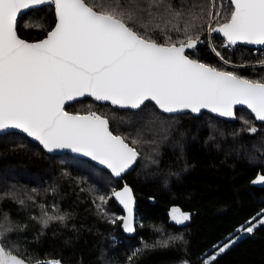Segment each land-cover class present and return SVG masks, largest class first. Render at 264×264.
Instances as JSON below:
<instances>
[{"label":"trees","instance_id":"obj_1","mask_svg":"<svg viewBox=\"0 0 264 264\" xmlns=\"http://www.w3.org/2000/svg\"><path fill=\"white\" fill-rule=\"evenodd\" d=\"M172 2L206 6L213 14L212 27L226 22L232 7L228 0ZM55 23L54 5L48 4L20 16L17 30L22 38L37 41ZM150 35L164 42L162 34ZM199 39L201 43L187 53L192 58L264 81V66L260 65L264 52L240 45L224 47L222 37L209 34L207 25ZM146 104L147 108L129 110L87 97L66 107L75 113L104 116L115 134L126 137L127 142L141 141L136 145L140 156L135 168L121 179L88 159L49 155L21 133L0 135V223L13 229L5 237L6 248L30 263L264 264V223L215 261L208 259L264 215V184L251 185L264 175V123L246 108L236 110V121H227L206 112L200 116L165 114L153 102ZM250 127L257 132H249ZM123 182L133 187L138 202L137 233L132 237L122 230L117 217L123 212L111 195ZM99 195L110 197L103 204L107 214L96 207ZM41 204L50 214L66 219L50 221L44 227ZM171 208L191 212L190 222H171ZM136 249L142 251L133 256Z\"/></svg>","mask_w":264,"mask_h":264},{"label":"snow or ice","instance_id":"obj_2","mask_svg":"<svg viewBox=\"0 0 264 264\" xmlns=\"http://www.w3.org/2000/svg\"><path fill=\"white\" fill-rule=\"evenodd\" d=\"M45 4L55 6L53 30L40 42L21 39L18 14ZM230 4L227 22L216 28L206 6L174 4L172 0H95L93 4L86 0H0V133L12 135L10 130H19L49 153L62 149L82 153L120 177L136 163L140 156L136 145L141 141L127 142L126 137L114 135L109 121L95 113L69 114L64 107L67 101L87 95L120 108H147L146 102H154L164 113L207 109L222 117H234V107L246 105L257 120L264 121V81L217 70L185 55L186 49H195L201 42L199 32L205 25L209 34L222 33L228 45H264V0H230ZM150 33L162 34L164 42H157ZM260 65L264 66V60ZM248 131L256 133L257 128ZM262 182L264 175L254 181ZM111 195L126 210V216L117 217L122 227L135 232L131 189L125 185ZM108 198L96 197L101 213L107 214L103 204ZM39 207L44 227L50 221L66 219L50 214L43 204ZM53 209L58 211L56 206ZM171 218L182 224L190 216L173 208ZM253 230L249 226L243 231ZM11 231L0 223V264H25L6 248L5 237ZM230 246L220 247L211 260ZM141 251L134 250L133 256Z\"/></svg>","mask_w":264,"mask_h":264},{"label":"water","instance_id":"obj_3","mask_svg":"<svg viewBox=\"0 0 264 264\" xmlns=\"http://www.w3.org/2000/svg\"><path fill=\"white\" fill-rule=\"evenodd\" d=\"M228 1H230V0H228ZM45 5H48V4H45ZM45 5L34 6V7H32V8H29V9H22L21 12L18 14L17 22H18L19 17L22 16L23 14L27 13L28 11H30V10H32V9L41 8V7L45 6ZM54 10H55V6H54ZM226 22H227V21H226ZM224 23H225V22H224ZM221 24H223V23H221ZM219 26H220V24L217 25V26H215V27L218 28ZM54 27H55V25H54ZM54 27H53V28H54ZM53 28H52L50 31H52ZM50 31H49V32H50ZM49 32H48V33H49ZM48 33H47V34H48ZM212 33L217 34V35L221 36L222 38H224V39L226 40V38L223 36L222 33H220V32H212ZM17 34H18V36H19L21 39H23V40H25V41H27V42H29V43L40 42V41H42V40H44V39L47 38V35H46L44 38H42V39H40V40H37V41H31V40H27V39H25V38H22V37L19 35L18 30H17ZM199 40H200V39H199ZM226 41H227V40H226ZM200 43H201V42H200ZM200 43H198L197 46H198ZM236 45L244 46V47H247V48H250V49L259 48V49H263V50H264V45H252V44H247V43H244V42H237L234 46H236ZM192 50H194V49H186V51H185V55H187L190 59H194V58H192L191 56H189L187 53L190 52V51H192ZM194 60H196V59H194ZM197 61H198V60H197ZM198 62H201V63H204V64H206V65H208V66H211V65H209V64H207V63H205V62H202V61H198ZM211 67H213V66H211ZM217 70H221V69H218V68H217ZM222 71H224V70H222ZM228 72H229V71H228ZM242 78H244V77H242ZM87 97L92 98L93 100H95L96 102H99V103H110V102H108V101H97L94 97H91V96H87V95H85V96H83V97H77V98L74 99V100L67 101V102L65 103V106H64V107H65V111L68 112V113L71 114V115H76V114H79V115H87V114H89V113H75V112H71V111H67V110H66V107H67L68 105H71V104H73L74 102H76V101H78V100H81V99H84V98H87ZM153 103H154V102H153ZM113 106H116V105H113ZM116 107H118V106H116ZM118 108H120V107H118ZM157 108H158V107H157ZM238 108H246L247 110H249V111L251 112V110L248 109L246 105H236V106L234 107V113H235L234 117H222V116L218 115L217 113H212V112H210V111L207 110V109H202L200 113H192V112H190V111H188V110H185L184 112H180V113H190V114L195 115V116H200V115H202L204 112H206V113H209V114H211V115H213V116L219 117V118L224 119V120H227V121H236V120H237V113H236V110H237ZM121 109L137 110V109H131V108H121ZM159 110H160V109H159ZM160 111H161V110H160ZM161 112H162V111H161ZM162 113H164V112H162ZM251 113H252V112H251ZM165 114H170V113H165ZM171 114H179V113H171ZM252 114H253V116L255 117V114H254V113H252ZM99 116H101V115H99ZM101 117L107 119V118L104 117V116H101ZM255 118H256V117H255ZM256 120H257V119H256ZM257 121H258V122H261V123H264V121H259V120H257ZM109 130L112 131L111 128H110V124H109ZM10 131H11V132H17V133H21V134H23V133L20 132L19 130H10ZM6 133H7V132L0 133V135H2V134H6ZM112 133H113L114 135H117V134H115L113 131H112ZM23 135L26 136V134H23ZM119 136H121V135H119ZM121 137H122V136H121ZM28 138H29L31 141L36 142V141H35L34 139H32V138H30V137H28ZM36 143H38V142H36ZM40 146H41V145H40ZM41 147H42V146H41ZM42 149H43V147H42ZM43 150H44V149H43ZM44 151H45L47 154H49V155L71 154V155H74V156H77V157L85 158V159H88L89 161H91L92 163H94L95 165H97V166H99V167H101V168L107 170L109 173H111V170L108 169L105 165H101L98 161L92 160L91 157L85 156V155H83L82 153H76V152H73V151L70 150V149L57 150V151L52 152V153H49V152H47L46 150H44ZM138 158H139V157H138ZM137 161H138V159H137ZM137 161H136V163H135L131 168H129L126 172L122 173L120 177H116V176H114L112 173H111V175H112L115 179H121V178H123L125 175H127V174H129L130 172L133 171V169L135 168V166H136V164H137ZM256 180H258V178L252 180L251 185H257V184H260V183H254V181H256ZM262 183L264 184V182H262ZM125 185H127V186L131 189V194H132V197H133V199H134V204H133V218H134V227L136 228V231L133 232V233H128V232H126V231L124 230V228L122 227V223H123L122 220H121V228H122L123 232H124L127 236L132 237V236H135L136 233H137V221H138V220H137V207H138V202H137V198H136V195H135L134 189H133V187H132L131 185H129L128 183L123 182V184H122L120 187H118L117 189H115V191H122V190H123V187H124ZM113 198H114V201L116 202V204H117V205L119 206V208L122 210V212H123V216H126V215H127L126 210H125V209L123 208V206H122V205H121V204L115 199L114 196H113ZM172 209H173V208H171V210H172ZM177 209L180 210V213H187V214H189L190 219L187 220V221H185L184 223H182V225H186V224H188V223L190 222L191 218H192V213H191V212H188V211H183L182 208H177ZM123 216H122V217H123ZM170 221L173 222V223H176L175 221H172L171 219H170ZM176 224H177V223H176ZM178 224H179V223H178ZM12 254L18 256L19 258L24 259L23 257H21V256L18 255V254H15V253H12ZM24 260H25V264H37V262L30 263V262L27 261L26 259H24ZM41 262H43V261H41Z\"/></svg>","mask_w":264,"mask_h":264},{"label":"rangeland","instance_id":"obj_4","mask_svg":"<svg viewBox=\"0 0 264 264\" xmlns=\"http://www.w3.org/2000/svg\"><path fill=\"white\" fill-rule=\"evenodd\" d=\"M231 46H234V45H231ZM230 65L231 66H237V65H235V64H232V63H230ZM123 216V215H122ZM261 220H264V215L259 219V220H257L256 222H254L253 224H251V225H249V226H253L254 228L257 226V225H259V223H260V221ZM249 226H247V227H249ZM246 227V228H247ZM246 228H244V229H246ZM243 229V230H244ZM241 231L237 236H235V237H233V238H230L225 244H234L237 240H239L241 237H243V236H245L246 234H248L246 231ZM233 241H234V243H233ZM224 244V245H225ZM223 245V246H224ZM219 250V249H218ZM218 250H217V252H218ZM217 252H215L214 254H212V256L213 255H216V253ZM212 256H210L208 259H210Z\"/></svg>","mask_w":264,"mask_h":264},{"label":"built area","instance_id":"obj_5","mask_svg":"<svg viewBox=\"0 0 264 264\" xmlns=\"http://www.w3.org/2000/svg\"><path fill=\"white\" fill-rule=\"evenodd\" d=\"M221 40H222L221 43H222V45H223L224 47H231V45H228V42H227L224 38H222ZM211 46H212V44H211ZM253 51H254L255 53H257L258 51H261V53L264 52L263 49H259V48H254Z\"/></svg>","mask_w":264,"mask_h":264},{"label":"flooded vegetation","instance_id":"obj_6","mask_svg":"<svg viewBox=\"0 0 264 264\" xmlns=\"http://www.w3.org/2000/svg\"><path fill=\"white\" fill-rule=\"evenodd\" d=\"M263 184V183H262ZM170 219H171V217H170ZM172 220V219H171ZM172 221H174V220H172ZM178 224V223H177ZM178 225H182V224H178Z\"/></svg>","mask_w":264,"mask_h":264}]
</instances>
